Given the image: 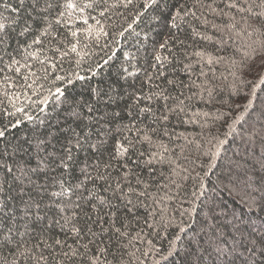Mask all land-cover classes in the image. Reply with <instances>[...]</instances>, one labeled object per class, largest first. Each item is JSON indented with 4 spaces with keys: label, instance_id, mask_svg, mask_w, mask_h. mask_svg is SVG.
Listing matches in <instances>:
<instances>
[{
    "label": "trees",
    "instance_id": "1",
    "mask_svg": "<svg viewBox=\"0 0 264 264\" xmlns=\"http://www.w3.org/2000/svg\"><path fill=\"white\" fill-rule=\"evenodd\" d=\"M73 2L75 9H66L65 0H24L22 5L0 0V24L5 25L0 33V131L5 133L0 137V241L9 230L14 241L0 243V264L5 258L36 264L32 257L41 254L45 260L40 264H89V256L99 255L97 247L108 249L110 264H243L253 244L256 264H264L259 254L264 238V84L253 94L252 77L245 79L239 71L264 52L247 47L257 36L241 31V14L229 29L227 17L193 9L210 23L188 15L172 27L171 15L181 5L191 8L192 0H160L159 8L147 9L144 0L127 7L122 0ZM225 2L205 0L217 10ZM86 3L93 6L81 12ZM137 13L143 15L137 19ZM165 40L168 46L162 49ZM157 53L172 62L160 68ZM159 71L166 78H157ZM166 79L186 85L195 81L212 94L168 85ZM57 88L65 95L59 96ZM164 89L186 106L170 113L166 122L158 119L163 105L175 108L176 101L154 95ZM193 92L198 95L185 99ZM143 107L152 113L140 112ZM128 140L134 148L116 158L117 142ZM161 143L169 151L163 152ZM126 172L136 193L145 191L137 178L149 186L145 196L131 194V212L113 193L117 183L127 191ZM69 188V195H53ZM65 218L83 230L79 238ZM113 221L127 235L117 234ZM55 239L64 245H55ZM89 240L95 243L85 254L80 245ZM16 242L30 249L29 258L17 256ZM68 246L79 254L71 256ZM65 251L71 258L62 255Z\"/></svg>",
    "mask_w": 264,
    "mask_h": 264
},
{
    "label": "snow or ice",
    "instance_id": "2",
    "mask_svg": "<svg viewBox=\"0 0 264 264\" xmlns=\"http://www.w3.org/2000/svg\"><path fill=\"white\" fill-rule=\"evenodd\" d=\"M21 5L24 3V0H20ZM122 3L124 4L125 7H127L128 5H131L133 3V0H122ZM93 5L92 3H86L84 5L83 8H80V11L82 12L84 10V8H91ZM48 8H51L52 5L49 3L47 5ZM64 7L66 9H75L77 8V5L73 2V0H65V4ZM143 7L145 9H147L148 7H156L159 8L160 7V0H144V5ZM207 9V11L209 13H214L216 15H220V16H225L227 17L232 23L225 25V27L229 28V29H233L236 27V24L238 23L235 19V15L236 14H241V20L243 21L244 24V28L241 29V31L247 32L248 36L251 37L253 35L257 36L256 40L251 41V43H249L247 45V47L251 48L253 52L257 51V47L258 46L259 49L264 52V0H226L225 4H224V8H227L228 11H224V8H221L219 10H217L216 7H213V4H206L205 0H192V7L191 8H185L183 5H181L179 8L176 9L175 14L171 15V26L172 27H177L176 21L178 19H181L182 16H188L191 15L192 17L196 18V19H201V17H204L203 19V24L207 25L210 23V21L205 17V14L203 12H201V16H197L196 11H194L193 9ZM13 11H17V9L13 8ZM61 15H63V13H61ZM101 15H103V12H101ZM143 15V13H137V19L139 18V16ZM59 22V21H57ZM86 22V21H85ZM133 23H135V21H133ZM129 28H131V24H129L128 26ZM212 27L216 28L218 31H222L221 26L216 24V23H212ZM5 29V25L4 24H0V33H3ZM27 29H25L26 31ZM125 31H127V29H125ZM46 33H42V35H44ZM106 34V33H105ZM194 35H199L198 32H196L194 30L193 32ZM121 35H123V33H121ZM237 36H239V33H236ZM71 36L73 38L77 37V32L72 31L71 32ZM229 39L232 38L231 35H229L228 37ZM54 39V37H53ZM205 39H208V37H205ZM3 40L0 39V43H2ZM34 43H41L42 41H40L39 39H36L33 41ZM226 41H221V43H225ZM177 45H183L184 41H176ZM168 46V40H165L164 43L160 44L159 47L160 48H167ZM56 51H59V49H56ZM71 51L72 52H76L77 51V46L76 43H73L71 45ZM170 55L172 56L173 59H176V62L179 63L180 61L176 58V54L172 52L171 49H168ZM67 53H65L66 55ZM186 55V53H185ZM196 56L203 58V56L205 55L203 52H196L195 53ZM155 61L157 62V64L159 65L160 68H163L165 66V63H171L172 60H170L168 57H161L158 53L155 55ZM105 63H107V61H105ZM207 63L209 65H211L212 63H214L212 58H209ZM54 66V65H53ZM235 66V65H234ZM155 67V65H154ZM185 68L190 69L191 65H185ZM17 71H19V69H17ZM125 72H127V69L124 70ZM240 71V75L243 76L245 79L249 76L252 77V81H253V94L255 92V87L258 86V84H264V55H258L256 57L255 60H253V62L251 64H247L244 68L239 69ZM129 75H134V73H128ZM202 76H205L207 78V73L203 72V70L200 73ZM235 75V73H234ZM165 77V73L163 71H159L158 73V77ZM166 78V77H165ZM57 79H62V77H57ZM76 79L79 80H84L85 77L84 76H80L77 75ZM148 81L151 82L153 77L149 76L147 77ZM73 81L71 79L68 80V83L71 84ZM258 82V83H257ZM166 83L168 85H172V86H179L180 88H188L189 90H191L192 87L199 89H202L203 91H206L209 96H211L212 94V90L208 89L207 87H205L203 84H199L197 85L195 81H192L191 85H186L183 82H178L176 80L173 79H166ZM159 87V86H157ZM167 91V89L161 90L158 94H154L157 95L158 98H162L165 102H167L170 98L173 99L174 101H176V107H170L167 103H165L163 105V109L161 110V113L158 117V119L160 121H168L169 120V114L172 112H175L176 109L178 108L180 112H183L185 110V100L184 99H179L178 97H170V95H166L165 92ZM56 92L59 96H64L65 93L60 89L57 88ZM183 93H181L182 95ZM198 92H193L191 96H187L185 97V99L191 101L192 98L194 96H197ZM137 99H139V97H137ZM149 100L152 99L151 96L148 97ZM140 112L143 113H152V109L150 107H143L140 108ZM207 115V114H205ZM29 119H31V117H29ZM131 130V129H129ZM137 132L140 131L139 128L136 129ZM4 132L0 131V137L4 136ZM143 139L145 141H149L151 140V138L145 134L143 136ZM77 146L79 147V141H77ZM91 147L96 148V145H92ZM134 148V144L131 140L127 141V144L125 143H121V142H117L116 146H115V157L116 158H123L124 156H126L129 153V150ZM160 148L163 150V152H167L169 151V149L164 146L162 143L160 144ZM157 154L153 153L152 156L155 157ZM69 160L71 159V156L69 155L67 157ZM153 162L152 159H149L147 161V163L151 164ZM162 162V161H161ZM111 164L106 165V167H110ZM64 167L67 168L68 165L64 164ZM126 167V166H125ZM7 171L9 173H11L13 171L12 168H8ZM131 175L130 172H126L123 176V180L124 181H128L127 184V191H124V188L121 186L120 183H117L115 188L113 189V193L114 194H119V199H121L122 201H125V208L128 209L129 212L132 211V209L135 207V205H133V201L130 198L131 194H136L138 197L140 196H145L147 195V191L146 189L149 187L147 184H144L142 180H140L139 178H137V184H143V187L145 189V191H140L139 193H136V189H134L131 186V182L129 181V176ZM98 179H105V177L103 176H98ZM202 187V185H201ZM70 193H72V189H63L60 193H53V195L56 196H65V195H69ZM201 195H203V193H201ZM99 200L100 204H104L105 203V198H97ZM131 206V207H129ZM0 207H3L2 204H0ZM37 207H39V205H37ZM75 207L79 208L80 205L76 204ZM93 208H95V205H93ZM61 211H63V208H61ZM112 216H115V213H111ZM74 217H75V213H74ZM38 220L43 219V217H37ZM90 219V217H89ZM55 223L59 224V221H55ZM65 225H71L70 229H68L69 231L72 232V234L74 236H76L77 238H79L81 236L82 233V229L80 227H78L72 219H68L65 218L64 220ZM49 228H51V225L48 226ZM63 227V226H62ZM113 228L114 231L119 234L120 236H125L127 235V233L121 232V229L119 227H115V221H113ZM87 231L89 233H91V229L88 228ZM102 231H107L106 229H102ZM93 236H95V233H92ZM139 235V234H137ZM0 243H4V244H8L11 245L14 243L12 235H11V230H9V234L5 235L3 238V241H0ZM40 243H44V241H41ZM40 243L36 244L35 247H40ZM89 243H95L94 240H89L88 243H85L83 245H80L81 247L84 248L85 250V254H87L88 252H90L91 250L89 249ZM260 256L262 258H264V238H262L260 240ZM54 244L58 245V246H63L64 242L59 240V239H55L54 240ZM48 248H52L53 245L52 244H48L47 245ZM69 247V251L71 252V256H76L78 255V251L77 249H72L71 246ZM23 248V250H21ZM15 253L17 254V256L19 258H24L27 259L28 257V253L30 252V249H28L27 247H25L24 245L16 242V247L14 249ZM108 249L104 248V247H97V252L99 253V255H95V256H89L88 257V261L89 264H110V262L107 260L106 258V253H107ZM235 251V250H233ZM247 251L251 254V258L248 259L246 258L243 262V264H256V246L255 244H253V247L250 249H247ZM231 254V253H229ZM62 255L65 257H69L71 258V256H69V252L65 251L62 252ZM134 255V254H133ZM101 257H104V259L102 260ZM33 259L36 260V264H40L41 261L45 260V257L41 254L39 257H32ZM4 264H18V260L17 259H13L11 261H8L6 258L4 259Z\"/></svg>",
    "mask_w": 264,
    "mask_h": 264
}]
</instances>
